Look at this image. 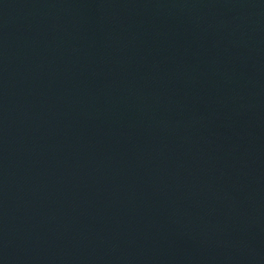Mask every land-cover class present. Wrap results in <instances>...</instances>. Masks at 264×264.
Instances as JSON below:
<instances>
[{
  "label": "water",
  "instance_id": "95a60500",
  "mask_svg": "<svg viewBox=\"0 0 264 264\" xmlns=\"http://www.w3.org/2000/svg\"><path fill=\"white\" fill-rule=\"evenodd\" d=\"M0 264H264V0H0Z\"/></svg>",
  "mask_w": 264,
  "mask_h": 264
}]
</instances>
